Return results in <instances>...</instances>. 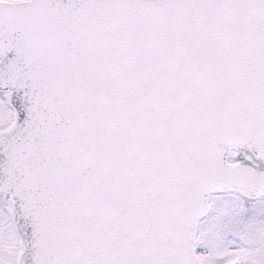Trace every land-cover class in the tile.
Listing matches in <instances>:
<instances>
[{
  "label": "snow or ice",
  "instance_id": "1",
  "mask_svg": "<svg viewBox=\"0 0 264 264\" xmlns=\"http://www.w3.org/2000/svg\"><path fill=\"white\" fill-rule=\"evenodd\" d=\"M0 264H264V0H0Z\"/></svg>",
  "mask_w": 264,
  "mask_h": 264
}]
</instances>
